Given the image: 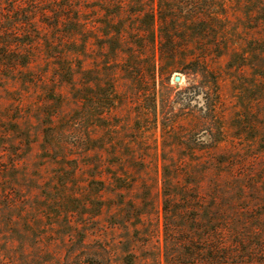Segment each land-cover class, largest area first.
<instances>
[{
	"label": "rangeland",
	"instance_id": "1",
	"mask_svg": "<svg viewBox=\"0 0 264 264\" xmlns=\"http://www.w3.org/2000/svg\"><path fill=\"white\" fill-rule=\"evenodd\" d=\"M210 158L264 172V0H0V264H164Z\"/></svg>",
	"mask_w": 264,
	"mask_h": 264
},
{
	"label": "trees",
	"instance_id": "2",
	"mask_svg": "<svg viewBox=\"0 0 264 264\" xmlns=\"http://www.w3.org/2000/svg\"><path fill=\"white\" fill-rule=\"evenodd\" d=\"M157 7L163 10L162 3ZM149 32L154 37L153 29ZM160 49L162 55L169 47L162 44ZM214 128L207 127L210 139L202 141L211 149L220 142L211 139ZM216 161H203L198 173L208 183L205 188L191 192L195 195L187 188L168 195L164 264H264V172H236L226 161Z\"/></svg>",
	"mask_w": 264,
	"mask_h": 264
},
{
	"label": "water",
	"instance_id": "3",
	"mask_svg": "<svg viewBox=\"0 0 264 264\" xmlns=\"http://www.w3.org/2000/svg\"><path fill=\"white\" fill-rule=\"evenodd\" d=\"M176 82H179L180 81V77H175L174 79Z\"/></svg>",
	"mask_w": 264,
	"mask_h": 264
}]
</instances>
